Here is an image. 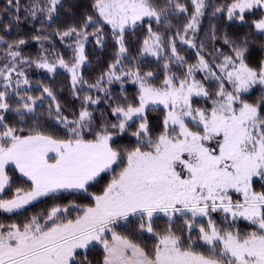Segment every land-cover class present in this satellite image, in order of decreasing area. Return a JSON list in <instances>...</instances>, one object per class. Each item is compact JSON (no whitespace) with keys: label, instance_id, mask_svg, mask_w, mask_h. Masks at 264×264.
<instances>
[{"label":"snow or ice","instance_id":"1","mask_svg":"<svg viewBox=\"0 0 264 264\" xmlns=\"http://www.w3.org/2000/svg\"><path fill=\"white\" fill-rule=\"evenodd\" d=\"M190 2L193 11L183 29L165 39L153 22L171 31L170 18L188 13L180 0H94L95 19L86 16L79 28L56 33L61 40L74 37L71 62L63 56L49 60L43 54L30 59L20 50L24 39L9 42L0 36V46H6L0 56V194L11 189L8 165L29 182L16 187L9 199L0 196V211L15 214L33 202L52 201L46 212L23 223H0V264H91L86 255L78 259L79 250L98 245L103 253L100 264H264V99L254 104L245 98L256 86L264 89V60L259 68L251 67L246 62L247 37L237 43L227 34L223 39L230 54L217 49L211 60L206 58L203 43L197 48L193 38L210 5L207 0ZM7 5L12 18L5 32L19 23L21 11L20 0H7ZM61 7L63 0H30L24 11L33 20L39 16L51 22ZM211 7L213 15L226 11L228 20L243 22L246 13L264 9V0H231ZM144 23L147 35L139 54L165 60L159 85L153 83L152 71L142 74L139 65L125 70L123 64L128 59L126 31ZM98 25L110 26L118 48L108 71L87 84L79 70L86 61L89 35L102 43L104 32ZM89 27L95 31L89 33ZM253 27L264 35V15ZM177 39L197 49L196 63L189 64L179 54ZM172 63L183 69L179 75L171 70ZM25 65L48 73L65 69L77 98L83 90L80 84L106 92L101 86L105 76L109 84L131 79L138 95L134 103L125 98L124 104L112 108L115 123L94 126L89 105L97 104L98 97L85 95L78 115L69 119L50 87L40 84L39 96L29 94ZM197 74H202L200 79ZM23 86L28 87L22 94ZM46 100L63 136L36 129L23 134L22 128L7 122L4 113L15 112L24 121L29 114L35 116L38 102L42 106ZM197 101L202 104L197 106ZM159 106L163 118L153 135L147 111ZM136 121L131 132L136 146H115L117 132H128ZM105 173L111 179L98 193L90 192ZM65 195H83L90 202H58ZM215 213L221 214L219 224ZM162 218L168 226L160 232L155 224ZM177 221L183 224L180 234L174 227ZM241 222L250 230L241 229ZM130 225H135L132 231ZM145 234L154 238L151 247L142 242Z\"/></svg>","mask_w":264,"mask_h":264},{"label":"trees","instance_id":"2","mask_svg":"<svg viewBox=\"0 0 264 264\" xmlns=\"http://www.w3.org/2000/svg\"><path fill=\"white\" fill-rule=\"evenodd\" d=\"M156 3L162 4L163 0H155ZM181 3H185L188 7V13L180 17L170 18L174 27L171 31H166L163 27H158L153 22L154 30L160 31L165 35V39L175 34L177 28L183 29L184 24L187 22L188 16L193 11L190 0H180ZM21 11L19 23H12L10 30L5 32L4 26L9 24L12 18L11 11H5L8 8L7 0H0V36H4L9 42L13 40L24 39L26 43L21 46L22 54L30 59H38L42 54L48 56L50 60H53L56 56H63L66 61L71 62L73 55L72 48L69 45H74L73 38H64L61 40L57 32H63L71 26L80 27L86 16H93L96 18L94 9L92 7L94 0H63V7L59 9L58 15L54 17L53 21L49 22L42 17H37L33 20L27 16L24 11V6L30 3V0H20ZM207 3L210 7L205 9V15L201 18L199 30L195 34L194 42L197 48L203 43L204 55L206 58L211 60L212 55L216 54V50L230 54V48L224 44V36L227 34L231 39L237 43L242 41L245 37L249 40L248 53L246 56V62L253 68H259L260 63L264 60V35H260L257 30L253 27V21L257 20L264 15L261 10H256L253 14L248 12L245 14V21L238 19L228 20L226 11L223 13H217L213 15V8L211 6H222L231 3V0H208ZM103 28L104 36L101 44L96 43L94 36L89 35L88 40L85 42V55L86 63L81 71V76L87 84H94L103 74L108 71L109 65L114 63L117 44L112 36V31L108 25H98ZM89 33L95 31L94 28L89 27L87 29ZM213 32H215L216 39L213 40ZM147 35V24L138 25L135 30L128 29L125 33V44L128 48V59L123 61L125 70H135L136 65H139L141 73L152 71L154 73L153 83L159 85L164 78V59L158 60L157 58L141 57L140 49L142 42ZM191 36V33L189 34ZM35 36H47V40H35ZM177 50L180 55L184 56L189 64L196 63V48H189L186 45H182L179 39L176 41ZM6 46H0V56H3V48ZM170 51L164 53L165 56L169 55ZM222 59V57H221ZM171 70L176 72L178 75L183 69L178 68L175 63H172ZM24 71L28 76L31 86L29 88V94L33 96H39L42 89L39 87L40 84L50 87L57 100L60 102L61 111L64 116L69 119L75 118L78 115L82 107V99L85 95H91L94 99L99 98V102L95 105H89V111L93 114L94 126H100L105 123H115V117L112 116V108L117 104H124L125 98L127 102L134 103L138 95V88L135 84L130 83L129 78H124L123 82H117L110 86H107L106 92L88 89L87 84H80L78 88L83 89L78 92V97L73 95L72 83L70 75L59 69L55 73L50 74L41 69H36L35 66H24ZM199 78L201 75L197 74ZM104 82H102L103 84ZM28 87V86H25ZM24 88V87H23ZM23 88L21 93L23 94ZM2 90V89H0ZM245 98L250 103H258L261 99H264V89L260 86H256L250 90L248 94H245ZM13 108L16 107V98L13 97L10 100ZM49 101H45L41 106L38 102L36 114L34 117L29 118L25 116L24 121L20 120V117L15 112L4 113L7 122L17 128L23 129V134H29L32 129L39 130L45 134H51L56 136H63L64 129L57 122L55 113L49 115L48 111ZM202 104L201 101H197V106ZM54 108V106H53ZM151 109V107H149ZM147 115L149 117L150 125L153 128V135L160 131L161 121L163 118V107H158L155 111L148 110ZM139 121L128 130V132L117 134L114 136L115 146L120 148H132L136 146V138L131 135L132 131L136 130ZM90 138V137H89ZM119 169H117L118 171ZM8 175L11 180V189L6 190L4 194H1L5 199L11 198L12 192L16 187H27V179L22 177L15 166L9 165L6 168ZM111 179V174H102L100 182L95 184L89 189L90 192H99L103 186ZM256 190H261L260 185H255ZM69 201H75L78 204L89 203L83 195H65L59 199L58 202L67 204ZM52 206V201L48 199H42L34 202L32 205L27 206L26 209L19 213H4L0 211V223L11 224V223H23L29 219L32 215H37L41 212H46ZM75 212L71 215L74 217ZM217 223L221 221V214H213ZM166 219L162 218L155 224L157 231L162 232L167 227ZM177 234H180V229L183 227L182 221H177L175 224ZM239 227L244 230H250L246 222H241ZM135 225L129 226V231H132ZM151 247L154 243V238H148V234H145L144 240L142 241ZM78 257L79 260H83L85 255L91 264H100L102 260V249L99 246L90 248L89 250L81 252Z\"/></svg>","mask_w":264,"mask_h":264},{"label":"rangeland","instance_id":"3","mask_svg":"<svg viewBox=\"0 0 264 264\" xmlns=\"http://www.w3.org/2000/svg\"><path fill=\"white\" fill-rule=\"evenodd\" d=\"M208 1V0H207ZM259 10H261L263 13H264V9H259ZM258 32V31H257ZM180 42V41H179ZM182 45H184V44H182ZM186 46H188V45H186ZM145 57H150V58H156V57H153V56H145ZM50 60V59H49ZM85 63H86V61H85ZM84 63V64H85ZM84 64L83 65H81V67H80V70H79V72H80V75H81V71H82V68L84 67ZM59 69H62V68H57V70H59ZM41 70H43V69H41ZM62 70H64V71H66L65 69H62ZM43 71H45V72H47L46 70H43ZM67 72V71H66ZM48 73V72H47ZM68 73V72H67ZM50 74H53V73H50ZM69 75H70V78H71V74L70 73H68ZM199 75H202V74H199ZM197 79H200L198 76H197ZM130 80V83H132V84H135V83H133L132 82V80L131 79H129ZM117 82H120V81H113L111 84H109V83H107V77L105 76V79H104V83L101 85L103 88H106L107 86H110V85H112V84H114V83H117ZM136 86H137V88H138V85L137 84H135ZM79 85H77V87H78ZM23 87H25V86H23ZM22 87V88H23ZM0 89H2V88H0ZM3 90V89H2ZM95 90H97V89H95ZM149 107H151V106H149ZM159 107H163V106H159ZM9 166V165H8ZM21 175V174H20ZM23 177V176H22ZM25 179H27L26 177H24ZM34 203V202H33ZM99 246V245H98ZM100 247V246H99ZM79 251H81V252H83V251H86V250H79Z\"/></svg>","mask_w":264,"mask_h":264},{"label":"crops","instance_id":"4","mask_svg":"<svg viewBox=\"0 0 264 264\" xmlns=\"http://www.w3.org/2000/svg\"><path fill=\"white\" fill-rule=\"evenodd\" d=\"M14 166V165H13ZM1 195V194H0Z\"/></svg>","mask_w":264,"mask_h":264}]
</instances>
